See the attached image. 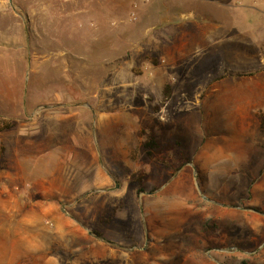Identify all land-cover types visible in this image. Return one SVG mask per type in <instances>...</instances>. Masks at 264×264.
Here are the masks:
<instances>
[{
    "label": "rangeland",
    "instance_id": "rangeland-1",
    "mask_svg": "<svg viewBox=\"0 0 264 264\" xmlns=\"http://www.w3.org/2000/svg\"><path fill=\"white\" fill-rule=\"evenodd\" d=\"M0 119V264H264V0H0Z\"/></svg>",
    "mask_w": 264,
    "mask_h": 264
},
{
    "label": "trees",
    "instance_id": "trees-1",
    "mask_svg": "<svg viewBox=\"0 0 264 264\" xmlns=\"http://www.w3.org/2000/svg\"><path fill=\"white\" fill-rule=\"evenodd\" d=\"M170 90V87L167 88V91H166V94H167V97L169 96V91ZM13 126L12 123L10 122H7L6 120L4 119H0V131H3L5 129H9ZM173 145L171 143H166V144H162L161 142H159L155 135L150 133L145 141H144V147L146 148V151H147V154L149 156H157V155H160L168 150H171L173 147ZM256 210H258L257 208H255ZM245 264V263H244Z\"/></svg>",
    "mask_w": 264,
    "mask_h": 264
},
{
    "label": "crops",
    "instance_id": "crops-1",
    "mask_svg": "<svg viewBox=\"0 0 264 264\" xmlns=\"http://www.w3.org/2000/svg\"><path fill=\"white\" fill-rule=\"evenodd\" d=\"M220 7L221 8H226V9H228V12L229 13H231V14H233L234 12H236L237 13V11L238 10H236V9H234L233 7H231L229 4H226V3H222L221 5H220ZM233 10H235V11H233ZM194 14V16H197V17H195V18H201V19H204V20H210L211 18H208V17H206L202 12H200V11H198V10H196V11H194L193 12ZM170 19V18H169ZM167 21H168V19H167ZM170 21V20H169ZM197 20H194L193 21V23H195V25H196V23L198 22H196ZM212 24H215L216 26H218V24H216V23H212ZM168 33V32H167ZM202 35V34H201ZM203 37L204 36H207V35H202ZM185 45V44H184ZM223 153H225V150H221L220 152H219V154H217V155H215V158H217V157H219L220 155H225V154H223Z\"/></svg>",
    "mask_w": 264,
    "mask_h": 264
},
{
    "label": "bare ground",
    "instance_id": "bare-ground-1",
    "mask_svg": "<svg viewBox=\"0 0 264 264\" xmlns=\"http://www.w3.org/2000/svg\"><path fill=\"white\" fill-rule=\"evenodd\" d=\"M223 154H225V153H223Z\"/></svg>",
    "mask_w": 264,
    "mask_h": 264
}]
</instances>
